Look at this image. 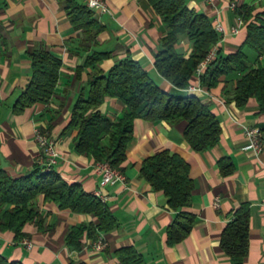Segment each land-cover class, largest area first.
Masks as SVG:
<instances>
[{"label":"crops","instance_id":"crops-1","mask_svg":"<svg viewBox=\"0 0 264 264\" xmlns=\"http://www.w3.org/2000/svg\"><path fill=\"white\" fill-rule=\"evenodd\" d=\"M186 1L190 8L208 14L213 24L218 18L228 29L236 22L239 7L249 6L254 14L264 12V0ZM107 2L111 12L94 10L104 30L86 48L81 43L82 31L74 27L61 0H0V166L16 177L28 174L36 164L42 165V153L34 137V129L39 126L56 142L59 157L54 168L66 180L98 192L118 220L108 232L96 237L84 235L81 248L75 249L66 243L70 228L97 224L99 218L94 213L62 208L38 194L33 202L42 222H27L19 238L11 229L0 230V252L24 264H121L117 250L134 245L148 264H234L221 245V234L235 210L246 204L250 248L244 264H264V111L257 97L251 96L243 105L236 103L234 82L240 72L223 76L212 88L202 83L197 72L187 88L173 85L154 65L167 27L150 0ZM246 37L243 25L239 32L220 39L219 49L224 54L235 52ZM35 47H44L61 60L59 78L48 101H38L24 112L15 113L14 102L33 71L28 51ZM178 47L185 56L190 55L192 42L186 34L179 35ZM244 49L254 58L255 51ZM94 50L109 52L97 63L102 72L129 53L166 91L200 96L220 120L218 143L196 151L184 137L186 121L171 124L137 118L122 163L126 181L103 183L96 158L76 148L77 129L68 127L78 96L89 91L94 69L86 60ZM260 62L264 63V57ZM125 107L120 98L110 96L99 109L117 119ZM247 127L261 130L263 143L259 151L245 147L249 143ZM164 149L188 161L194 180L192 204L188 207L195 214L193 228L173 244L168 243L167 228L176 211L167 203L165 192L154 189L141 174L144 159ZM221 162H231V172L224 173ZM99 235L106 240L102 249L94 247ZM25 238L28 243L23 242Z\"/></svg>","mask_w":264,"mask_h":264},{"label":"trees","instance_id":"trees-1","mask_svg":"<svg viewBox=\"0 0 264 264\" xmlns=\"http://www.w3.org/2000/svg\"><path fill=\"white\" fill-rule=\"evenodd\" d=\"M75 28L82 31V46L90 48L104 25L94 16V10L78 0H61ZM167 27L160 50L155 54L154 65L159 73L179 88H187L199 63L221 39L211 17L190 8L186 0H150ZM244 18L247 37L242 47L224 54L220 49L201 74L202 83L212 88L223 76L240 72L235 79L233 98L243 105L256 96L264 111V12L254 14L249 6L236 9ZM180 34L192 42L189 56L178 47ZM255 51L254 58L245 50ZM32 75L25 89L13 105L15 113L24 112L38 101H48L56 87L61 60L44 47L30 49ZM109 52L94 50L86 64L94 71L89 78V91L81 92L71 111L68 127L77 129L76 148L94 155L97 161H109L123 171L128 144L137 118L151 121L166 120L171 124L186 121L184 137L196 151L206 150L218 143L222 131L218 116L195 93L175 95L163 89L149 71L129 53L119 59L107 72L97 63ZM118 97L125 110L117 119L101 112L99 106L107 97ZM107 137V141L105 138ZM232 163L221 162L224 173L231 172ZM141 174L154 189L165 192L167 203L176 211L167 228L168 243L184 239L192 230L195 214L188 210L192 204L194 180L190 164L179 153L164 149L144 159ZM43 194L45 200L54 201L62 208L94 213L97 224L75 225L66 235V243L75 249L82 246L84 235L96 237L118 225V220L105 201L89 192L79 182L66 180L54 167L36 164L28 174L10 175L0 166V230L15 231L16 238L24 235V225L33 220L42 222L33 200ZM250 215L248 205L235 210L232 220L223 228L221 245L234 264H244L249 252ZM121 264H148L142 252L134 245L117 250ZM0 264H24L11 260L0 252Z\"/></svg>","mask_w":264,"mask_h":264},{"label":"built area","instance_id":"built-area-1","mask_svg":"<svg viewBox=\"0 0 264 264\" xmlns=\"http://www.w3.org/2000/svg\"><path fill=\"white\" fill-rule=\"evenodd\" d=\"M89 8L98 10L100 12H111L110 5L107 0H83ZM231 6L235 8L237 5L234 1L231 2ZM244 25V18L242 14H237L236 22L228 29L220 19H216L214 27L221 36L224 38L228 33H237ZM220 42V41H219ZM219 42L213 45L207 56L199 63L197 67V73L202 74L206 66L215 59L217 51L219 49ZM264 57V51L260 54L259 58ZM246 133L249 137V143L245 146L247 148H253L259 151L262 148L263 138L262 132L257 127H247ZM34 137L37 141L40 151L42 153V165L46 168L55 167L58 163L59 152L56 146L54 138L43 128L36 126L34 129ZM97 168L102 173L103 183H114L116 181H126L124 172L118 167H114L109 161H97ZM96 194V193H95ZM99 193L97 192V195ZM99 196V195H98ZM23 242L29 241L25 238ZM106 245V240L103 235H99L94 242L96 249H102Z\"/></svg>","mask_w":264,"mask_h":264}]
</instances>
